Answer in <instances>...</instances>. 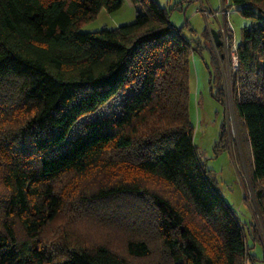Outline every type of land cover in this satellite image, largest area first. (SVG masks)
Segmentation results:
<instances>
[{
	"label": "trees",
	"instance_id": "16d2710c",
	"mask_svg": "<svg viewBox=\"0 0 264 264\" xmlns=\"http://www.w3.org/2000/svg\"><path fill=\"white\" fill-rule=\"evenodd\" d=\"M131 1L140 6L133 22L82 32L101 9L114 12L123 0H0V264L148 258L153 251L146 238L117 220L114 236L123 251L107 242L86 244L53 222L67 203L90 206L141 194L150 181L159 184L144 193L155 211L158 264L255 258L193 144L188 79L195 48L158 0ZM229 1L244 15L258 13L235 44L231 78L264 219V0ZM231 49L232 41L230 57ZM227 139L223 125L216 147ZM96 173L118 179L82 199L79 182ZM66 177L68 185L61 186ZM248 234L261 244L252 229Z\"/></svg>",
	"mask_w": 264,
	"mask_h": 264
},
{
	"label": "rangeland",
	"instance_id": "374dc122",
	"mask_svg": "<svg viewBox=\"0 0 264 264\" xmlns=\"http://www.w3.org/2000/svg\"><path fill=\"white\" fill-rule=\"evenodd\" d=\"M158 1L161 6L168 9L171 24L180 29L195 48L189 57L188 113L194 129L193 144L197 149L198 157L208 169L212 170L216 187L222 198L235 211L245 228L248 243L251 245L253 242L248 234L249 229H252L254 236L260 237L261 244L255 242L252 247V255L255 259L247 264H264V219L256 207L251 188L250 146L244 125L235 114L233 106L235 90L231 71L236 69V62L224 46L218 50L213 48L212 34L205 38L206 31H218L217 22L222 19L215 17L212 12L225 1ZM139 9L140 6L131 0H123L121 7L114 12L101 9L94 19L80 27V31L114 29L119 25L131 23L135 20L136 10ZM257 15L255 9L248 15L242 14L240 8L229 10L227 20L232 29L230 32L232 43H239L243 28L252 27L258 21ZM237 93L239 96L243 95L241 87ZM223 125L225 134H228L227 142L214 150ZM67 178L59 184L68 185ZM117 179L114 174L96 173L78 181L79 195H82V199H87L85 195H89L97 187L113 184ZM65 188L67 189V186ZM146 188L148 192L158 191L159 184L150 181L146 183ZM142 192L119 195L112 200L103 199L102 202L90 206L88 204L75 206L71 202L67 203L64 212L53 222V226L55 229L68 230L73 237L80 238L86 244L107 242L123 251L119 239L114 236L118 231L114 229V222L117 220L124 230L128 229L127 231L136 237L146 238L151 245L153 252L150 256L141 260L134 259L133 264H155L159 261L158 239L153 226L155 211L148 200V194L145 195L148 192ZM50 235L51 232L48 236Z\"/></svg>",
	"mask_w": 264,
	"mask_h": 264
},
{
	"label": "built area",
	"instance_id": "2783aa9c",
	"mask_svg": "<svg viewBox=\"0 0 264 264\" xmlns=\"http://www.w3.org/2000/svg\"><path fill=\"white\" fill-rule=\"evenodd\" d=\"M225 2L222 3L212 14L215 17H221V21L218 23V32L222 41V45L228 50V44L230 40H232L231 35V26L227 20V15L230 9H236V5H232L231 3L228 4V0H224ZM230 2V1H229ZM235 51V44L232 43L231 55L234 58V62H236V56L234 54ZM237 65V62H236Z\"/></svg>",
	"mask_w": 264,
	"mask_h": 264
},
{
	"label": "water",
	"instance_id": "95a60500",
	"mask_svg": "<svg viewBox=\"0 0 264 264\" xmlns=\"http://www.w3.org/2000/svg\"><path fill=\"white\" fill-rule=\"evenodd\" d=\"M212 39L214 41L215 46H220L222 44L219 32L217 30H212Z\"/></svg>",
	"mask_w": 264,
	"mask_h": 264
},
{
	"label": "crops",
	"instance_id": "0c3cea01",
	"mask_svg": "<svg viewBox=\"0 0 264 264\" xmlns=\"http://www.w3.org/2000/svg\"><path fill=\"white\" fill-rule=\"evenodd\" d=\"M217 23H219V21H218ZM253 243H255V241H253L252 244H251V248H250V252H251V254H252ZM254 259H255V258H253V259H251V260L254 261ZM251 260H250V261H251ZM248 262H249V260H248ZM248 262H247V263H248Z\"/></svg>",
	"mask_w": 264,
	"mask_h": 264
},
{
	"label": "flooded vegetation",
	"instance_id": "af4514ba",
	"mask_svg": "<svg viewBox=\"0 0 264 264\" xmlns=\"http://www.w3.org/2000/svg\"><path fill=\"white\" fill-rule=\"evenodd\" d=\"M223 144H224V141H223V142H220V143H217L218 146H222ZM218 146H217V147H218ZM215 149H216V143H215V145H214V150H215Z\"/></svg>",
	"mask_w": 264,
	"mask_h": 264
}]
</instances>
